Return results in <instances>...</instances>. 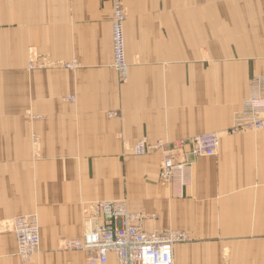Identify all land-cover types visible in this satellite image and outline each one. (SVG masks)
<instances>
[{"label":"crops","instance_id":"crops-1","mask_svg":"<svg viewBox=\"0 0 264 264\" xmlns=\"http://www.w3.org/2000/svg\"><path fill=\"white\" fill-rule=\"evenodd\" d=\"M114 1L0 0V264H24L11 225L29 215L41 232L32 264H86L59 246L83 238L86 208L104 201L144 215L145 232L186 233L175 264H264V131L229 133L264 78V0H120L125 84ZM212 133L219 154L188 156L182 188L159 181L164 152L132 154L142 139L166 151Z\"/></svg>","mask_w":264,"mask_h":264},{"label":"built area","instance_id":"built-area-1","mask_svg":"<svg viewBox=\"0 0 264 264\" xmlns=\"http://www.w3.org/2000/svg\"><path fill=\"white\" fill-rule=\"evenodd\" d=\"M112 18L113 63L119 82L129 80V63L125 23L127 15L120 0L113 4ZM59 66L68 70L78 67L76 62L64 64H46L30 62L29 68L43 69ZM251 95L245 100L242 110L235 114V123L229 133L245 131H264V79L251 84ZM71 101L75 97H70ZM110 117L119 118V113L110 112ZM33 119H39L33 117ZM220 137L215 134L197 136L190 140L167 144H151L147 139L140 141L132 150L136 156L151 152H164L160 166L159 180L163 185L186 184V176L193 162L191 158L215 157L220 150ZM38 138L34 136V145ZM142 214H131L124 201L98 202L85 210L87 230L83 239H66L61 250L67 252H85L86 264H108L110 256L116 264H175V247L188 241V235L179 231L145 232L142 228ZM11 231L17 241V256L24 264L32 263L41 252V233L39 219L36 215L19 217L13 220Z\"/></svg>","mask_w":264,"mask_h":264},{"label":"rangeland","instance_id":"rangeland-1","mask_svg":"<svg viewBox=\"0 0 264 264\" xmlns=\"http://www.w3.org/2000/svg\"><path fill=\"white\" fill-rule=\"evenodd\" d=\"M112 46H113V42H112ZM113 68V67H112ZM114 70V69H113ZM115 71V70H114ZM116 72V71H115ZM117 74V73H116ZM260 79H264V78H258V79H256V80H253L252 82H250L249 84L251 85V84H254L257 80H260ZM33 117H35V116H33ZM249 132H255V131H249ZM257 132V131H256ZM230 134H232V133H230ZM233 134H236V133H233ZM221 136V135H220ZM165 143V142H164ZM132 154L134 155V153L132 152ZM134 156H136V155H134ZM137 157H143V156H137ZM168 186H170V185H168ZM84 224H85V226H86V222H85V215H84ZM87 227V226H86ZM59 250L60 251H63V250H61V246H59ZM36 260V259H35ZM35 260L33 261V262H35ZM32 262V263H33ZM32 263H30V264H32Z\"/></svg>","mask_w":264,"mask_h":264},{"label":"bare ground","instance_id":"bare-ground-1","mask_svg":"<svg viewBox=\"0 0 264 264\" xmlns=\"http://www.w3.org/2000/svg\"><path fill=\"white\" fill-rule=\"evenodd\" d=\"M108 116H109V114H108ZM109 117H110V116H109ZM110 118H113V117H110ZM234 118H235V116H234ZM234 123H235V120L233 121V126H234ZM232 128H233V127H232ZM232 128H231V129H232ZM231 129H230V130H231ZM212 134H215V133H212ZM215 135H217V134H215ZM217 136H218V135H217ZM142 140H144V139H142ZM142 140H139V141L137 142V144H138L140 141H142ZM137 144H136V145H137ZM136 145H135V146H136ZM135 146H134V147H135ZM161 164H162V163H161ZM160 166H161V165H160ZM159 173H160V170H159ZM158 178H159V175H158ZM159 181H160V180H159ZM143 219H144V217H143ZM157 232H158V231H157ZM12 233H13V232H12ZM40 233H41V232H40ZM13 234H14V233H13ZM83 237H84V236H83ZM82 239H83V238H82ZM62 244H63V241H62L61 245H62ZM39 255H40V253H39ZM39 255H38V256H39ZM38 256H37V257H38ZM36 259H37V258H36ZM174 263H175V259H174Z\"/></svg>","mask_w":264,"mask_h":264}]
</instances>
